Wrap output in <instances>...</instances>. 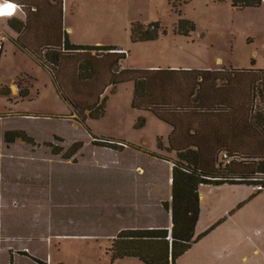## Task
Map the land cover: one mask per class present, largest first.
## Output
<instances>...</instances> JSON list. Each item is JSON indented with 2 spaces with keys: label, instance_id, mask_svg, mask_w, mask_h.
<instances>
[{
  "label": "rangeland",
  "instance_id": "obj_1",
  "mask_svg": "<svg viewBox=\"0 0 264 264\" xmlns=\"http://www.w3.org/2000/svg\"><path fill=\"white\" fill-rule=\"evenodd\" d=\"M55 5L61 7L57 1ZM182 19L195 25L188 35L176 31ZM64 20L74 28L69 32L71 43L126 51L121 70L151 66L264 70V0L260 7L242 9L234 7L233 0H64ZM136 22L158 24L159 36L134 42L131 29ZM5 31L16 38L9 24ZM4 43L0 90L10 88L11 94L0 93V264H145L132 258L113 261L109 236L128 223L123 215L128 216L129 206L139 209L135 222L147 219L139 205L144 184L136 202L138 185L129 171L140 170L145 189L154 179L156 199L168 195V177L176 160V154L167 150L171 127L152 112L133 107V81L106 91V114L100 119L84 121L64 101L58 89L66 93L65 85L79 102L82 98L94 102L107 77L106 63L100 59L106 52H81L65 59L61 68H55V82L38 58L11 39ZM89 54L99 58L97 73L84 81L86 73L79 66ZM244 76L235 92L238 107L249 108L248 93L255 92L253 108H263L260 89L254 91L251 85L256 76ZM16 83L29 88L28 98H18ZM11 130L25 131L34 143L19 138L6 144L4 135ZM102 139L122 149L94 143ZM75 142L84 145L66 158ZM48 143L62 148L61 154ZM260 143L258 136L242 140L252 154ZM256 176L264 179V174Z\"/></svg>",
  "mask_w": 264,
  "mask_h": 264
},
{
  "label": "trees",
  "instance_id": "obj_2",
  "mask_svg": "<svg viewBox=\"0 0 264 264\" xmlns=\"http://www.w3.org/2000/svg\"><path fill=\"white\" fill-rule=\"evenodd\" d=\"M49 1L35 0L34 6L36 5L38 9L34 11H28L25 6L19 4L27 18L26 22L18 21V24H14V28L21 32L27 27L21 40L39 62L50 70L55 82V68H61L65 59L81 52H106L100 59L106 63L107 77L103 79L105 83L96 94L94 102L90 103L88 98H82L83 101L79 102L68 93L65 85L63 89H66V93L64 90L61 93L60 88L58 89L64 101L75 112H80L84 121L88 118L100 119L106 114L108 100L106 91L109 89L113 91L119 83L133 81V107L152 112L159 120L172 127L167 147L168 151L176 153L172 169V199L163 202L165 210L172 214V226L170 229L158 227L121 230L111 240L109 250L112 260L134 257L145 264H178V259L201 237L196 235V225L200 216L201 186L262 185L264 190V179H255L257 173L264 174V107L253 108L255 92L248 93L252 101L249 108L238 107L235 94L238 82L245 77L244 75L251 74L256 76L251 80V85L254 91L255 88L260 89L259 94L264 102V70L229 71L225 68L121 70L120 64L126 59L127 54L118 52L119 48L115 46H84L71 43L68 33L63 29L64 0H54V5L49 4L48 9ZM55 1L57 5L61 4L60 8L55 7ZM262 3L263 0H233V6L240 9L260 7ZM159 29L158 24L145 26L140 22L133 23L132 40L134 42L155 40L159 36ZM194 30L193 22L182 19L176 31L188 35ZM32 39L35 42H31ZM40 50L44 51L41 57ZM89 55V59L86 58L79 66L80 70L83 69L86 73L82 77L84 81L92 80L94 73H97L95 60L99 58L96 54ZM16 85L19 87L18 98H28L29 88L23 87L22 83ZM250 88L252 90V87ZM0 93L8 96L11 89L2 88ZM248 136H258L261 139L253 154L247 152L249 147L242 144V140ZM19 138L34 143V139L23 130L6 131L4 135L8 145ZM94 143L117 150L122 149L116 142L106 139L96 140ZM48 145L53 148L54 153L61 154L62 148H56L51 143ZM83 145V142H75L64 156L73 157ZM223 153L232 158V162L226 166L220 161Z\"/></svg>",
  "mask_w": 264,
  "mask_h": 264
},
{
  "label": "crops",
  "instance_id": "obj_3",
  "mask_svg": "<svg viewBox=\"0 0 264 264\" xmlns=\"http://www.w3.org/2000/svg\"><path fill=\"white\" fill-rule=\"evenodd\" d=\"M34 1L35 0H13V2L25 6L28 11L38 9L36 5L34 6ZM49 4L54 5V0H50L49 3H47L48 9L50 6ZM6 18H10L9 22L5 21ZM26 18L27 15L23 11H18L17 14L12 17H0V34L6 37L5 41L11 39L14 43L30 52L36 58L29 47H26L21 40V37L26 33L27 27L23 28L21 32H17L14 28V24L18 21L26 22ZM50 19L51 24H53L51 17ZM6 24H9L16 33V38L11 37L5 31ZM63 29L68 33L69 40L72 41L70 33L74 32V28L65 24L64 16ZM31 42H35V40L32 39ZM4 46L5 43L3 49ZM151 68L180 69L177 66L168 68L151 66L150 69ZM181 69L190 68L181 67ZM14 93H19L16 87H14ZM169 152L171 153V151ZM136 168L138 169L139 166L137 165ZM136 171L137 173L135 174L129 171V176H131V179H134L135 184L138 185V188L135 189L137 190L135 198H137L136 202H140L141 190H139V186L141 182L145 185L146 180H143L144 176L140 175V170ZM172 173L173 170H171L168 177L169 190L168 195L165 197L156 199L154 179L149 181V187L146 189L142 184L145 196L139 205H143L142 207L145 211V213L143 212L144 217L147 219L143 220L141 223L135 222V218L138 219L139 217L137 216L139 215V209L137 210V207L134 208L129 206L126 210L128 216L123 215L126 218L124 221L128 223L118 226L114 233H110L111 235L109 237L111 240L123 229L171 228L172 214L170 211L164 209L162 202L171 201L172 199ZM150 183H153L151 184L152 186H150ZM241 186L247 185H240L238 187V184H223L219 186L205 185L200 187V216L196 225V235L201 237L178 259V264H264V190L258 191L254 186H247L248 188L242 189L240 188ZM131 199L132 201L135 200H133V198ZM130 205L133 206L134 204L132 203ZM155 208L157 212L153 211ZM127 258L138 259L134 257ZM139 261L142 262L141 260Z\"/></svg>",
  "mask_w": 264,
  "mask_h": 264
},
{
  "label": "clouds",
  "instance_id": "obj_4",
  "mask_svg": "<svg viewBox=\"0 0 264 264\" xmlns=\"http://www.w3.org/2000/svg\"><path fill=\"white\" fill-rule=\"evenodd\" d=\"M19 7L13 0H0V17H12Z\"/></svg>",
  "mask_w": 264,
  "mask_h": 264
},
{
  "label": "built area",
  "instance_id": "obj_5",
  "mask_svg": "<svg viewBox=\"0 0 264 264\" xmlns=\"http://www.w3.org/2000/svg\"><path fill=\"white\" fill-rule=\"evenodd\" d=\"M19 5V4H18ZM20 7L18 8V10H17V12L18 11H23V9H22V6L21 5H19ZM17 14V13H16ZM16 14H14V15H16ZM13 15V16H14ZM5 39H6V37L4 36V35H2V34H0V49H3V45H4V41H5ZM121 53H127L126 51H124V50H121L120 51ZM220 161L222 162V165L223 166H226L227 164H230L231 162H232V158H230L229 156H228V154L227 153H223L222 155H221V157H220ZM255 179H258V178H255ZM256 189L257 190H262L263 189V187H262V185H256Z\"/></svg>",
  "mask_w": 264,
  "mask_h": 264
}]
</instances>
